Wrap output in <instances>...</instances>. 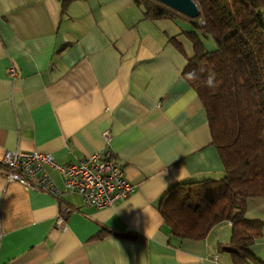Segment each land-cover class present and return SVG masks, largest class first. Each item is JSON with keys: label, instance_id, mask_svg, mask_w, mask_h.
Here are the masks:
<instances>
[{"label": "crops", "instance_id": "0c3cea01", "mask_svg": "<svg viewBox=\"0 0 264 264\" xmlns=\"http://www.w3.org/2000/svg\"><path fill=\"white\" fill-rule=\"evenodd\" d=\"M182 19H146L133 0H0V164L7 151L61 165L103 150L105 132L136 192L113 207L8 183L0 165V264H233L232 223L174 238L160 212L184 182L225 177L203 102L183 76L193 46ZM171 38L183 45L181 52ZM14 67L17 77L9 74ZM61 206L74 209L57 226ZM246 218L264 223V196ZM253 252L264 263L263 236Z\"/></svg>", "mask_w": 264, "mask_h": 264}, {"label": "trees", "instance_id": "16d2710c", "mask_svg": "<svg viewBox=\"0 0 264 264\" xmlns=\"http://www.w3.org/2000/svg\"><path fill=\"white\" fill-rule=\"evenodd\" d=\"M76 1L61 0L63 13ZM133 1L146 19L192 23L185 35L193 56L183 76L203 102L225 168L221 180L173 186L160 205L165 224L174 238L203 240L218 224L231 222V240L222 250L233 264H264L253 252L264 223L245 215L248 200L264 196V0H194L196 18L156 0ZM207 37L213 38L215 50L206 48ZM170 42L185 52L176 38ZM210 74L212 87L206 84Z\"/></svg>", "mask_w": 264, "mask_h": 264}, {"label": "built area", "instance_id": "2783aa9c", "mask_svg": "<svg viewBox=\"0 0 264 264\" xmlns=\"http://www.w3.org/2000/svg\"><path fill=\"white\" fill-rule=\"evenodd\" d=\"M9 74L16 79L14 67L9 69ZM103 137L106 147L77 163L61 165L52 154L15 150L7 151L0 165L5 170L6 181L17 182L26 191L47 193L61 202L64 191L51 175L55 171L63 179L65 193L79 195L89 207H113L134 194L137 187L126 179L123 165L111 149L110 133L105 132ZM72 212V207L61 206L57 226H64Z\"/></svg>", "mask_w": 264, "mask_h": 264}, {"label": "water", "instance_id": "95a60500", "mask_svg": "<svg viewBox=\"0 0 264 264\" xmlns=\"http://www.w3.org/2000/svg\"><path fill=\"white\" fill-rule=\"evenodd\" d=\"M173 10L189 17L196 18L199 15V9L194 0H156Z\"/></svg>", "mask_w": 264, "mask_h": 264}, {"label": "rangeland", "instance_id": "374dc122", "mask_svg": "<svg viewBox=\"0 0 264 264\" xmlns=\"http://www.w3.org/2000/svg\"><path fill=\"white\" fill-rule=\"evenodd\" d=\"M188 21V20H187ZM206 48L210 51H213L216 49V44L212 37L203 38Z\"/></svg>", "mask_w": 264, "mask_h": 264}, {"label": "clouds", "instance_id": "9594fccd", "mask_svg": "<svg viewBox=\"0 0 264 264\" xmlns=\"http://www.w3.org/2000/svg\"><path fill=\"white\" fill-rule=\"evenodd\" d=\"M189 77L190 78H193L195 77V72L193 71L192 73L189 74ZM213 81H214V75H209L207 78H206V84L207 86L209 87H212L213 86Z\"/></svg>", "mask_w": 264, "mask_h": 264}]
</instances>
